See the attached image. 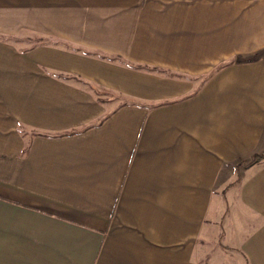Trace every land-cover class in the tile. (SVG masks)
Here are the masks:
<instances>
[{"label": "crops", "instance_id": "crops-1", "mask_svg": "<svg viewBox=\"0 0 264 264\" xmlns=\"http://www.w3.org/2000/svg\"><path fill=\"white\" fill-rule=\"evenodd\" d=\"M18 12L44 41L0 42V264H264V230L208 250L232 198L264 214V0Z\"/></svg>", "mask_w": 264, "mask_h": 264}, {"label": "rangeland", "instance_id": "rangeland-1", "mask_svg": "<svg viewBox=\"0 0 264 264\" xmlns=\"http://www.w3.org/2000/svg\"><path fill=\"white\" fill-rule=\"evenodd\" d=\"M18 13L19 14L16 15L17 18L27 21L20 22V20H16L13 16L5 17V20L0 18L3 20V22H0V42L11 45L15 49L26 51L42 43L44 40H40V37L31 34V24L29 21L31 20L30 13ZM249 163L250 161H248L245 166H249ZM256 165L264 166V161ZM239 199L240 198L236 196L235 199L232 198L230 201V208L227 206L219 209L220 213L223 212L222 218L224 221L219 225L218 223L215 224L214 238L209 240L208 250L211 251L210 245H213V251H215L216 254L224 255L228 259V256L233 258L234 256L237 257V254H239L236 247H233V243L237 241V239H230L228 237L229 232L233 233L234 231H239L241 233H249L253 230H264V214L244 206L245 204L240 202ZM217 214H219V212H217ZM218 230L221 231V233H218ZM223 235L225 236L220 238V236ZM241 261H244V259H241Z\"/></svg>", "mask_w": 264, "mask_h": 264}, {"label": "trees", "instance_id": "trees-1", "mask_svg": "<svg viewBox=\"0 0 264 264\" xmlns=\"http://www.w3.org/2000/svg\"><path fill=\"white\" fill-rule=\"evenodd\" d=\"M261 161H264V152L260 154H254L252 156V160H250L249 166L256 165L257 163H260Z\"/></svg>", "mask_w": 264, "mask_h": 264}]
</instances>
